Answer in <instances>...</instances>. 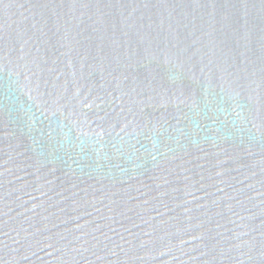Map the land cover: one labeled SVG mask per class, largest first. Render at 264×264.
Instances as JSON below:
<instances>
[{"label": "water", "instance_id": "1", "mask_svg": "<svg viewBox=\"0 0 264 264\" xmlns=\"http://www.w3.org/2000/svg\"><path fill=\"white\" fill-rule=\"evenodd\" d=\"M0 264H264V0H0Z\"/></svg>", "mask_w": 264, "mask_h": 264}]
</instances>
